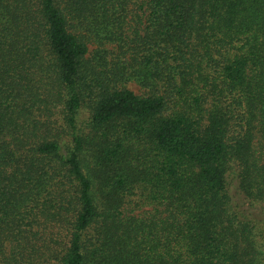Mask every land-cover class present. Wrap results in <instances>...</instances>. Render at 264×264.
<instances>
[{
	"label": "trees",
	"instance_id": "obj_1",
	"mask_svg": "<svg viewBox=\"0 0 264 264\" xmlns=\"http://www.w3.org/2000/svg\"><path fill=\"white\" fill-rule=\"evenodd\" d=\"M0 264H264V0H0Z\"/></svg>",
	"mask_w": 264,
	"mask_h": 264
},
{
	"label": "rangeland",
	"instance_id": "obj_2",
	"mask_svg": "<svg viewBox=\"0 0 264 264\" xmlns=\"http://www.w3.org/2000/svg\"><path fill=\"white\" fill-rule=\"evenodd\" d=\"M130 86L133 88V90H135L137 93H141V88L139 85H137L136 83L132 82L130 83Z\"/></svg>",
	"mask_w": 264,
	"mask_h": 264
}]
</instances>
